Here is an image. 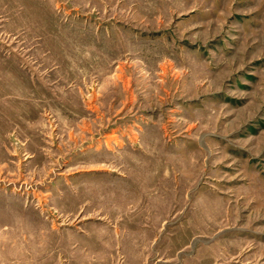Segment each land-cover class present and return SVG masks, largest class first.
Instances as JSON below:
<instances>
[{"label":"rangeland","instance_id":"obj_1","mask_svg":"<svg viewBox=\"0 0 264 264\" xmlns=\"http://www.w3.org/2000/svg\"><path fill=\"white\" fill-rule=\"evenodd\" d=\"M0 264H264V0H0Z\"/></svg>","mask_w":264,"mask_h":264}]
</instances>
